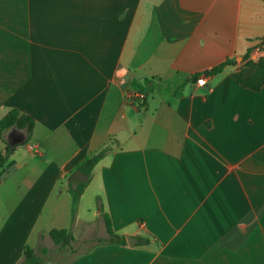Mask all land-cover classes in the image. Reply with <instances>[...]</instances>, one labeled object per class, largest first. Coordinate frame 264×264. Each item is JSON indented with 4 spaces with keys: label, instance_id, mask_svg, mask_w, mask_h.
<instances>
[{
    "label": "crops",
    "instance_id": "0c3cea01",
    "mask_svg": "<svg viewBox=\"0 0 264 264\" xmlns=\"http://www.w3.org/2000/svg\"><path fill=\"white\" fill-rule=\"evenodd\" d=\"M263 39L264 0H0V120L34 122L0 172V264L49 253L52 229L66 264H264V85L232 77ZM105 215L133 246L98 243Z\"/></svg>",
    "mask_w": 264,
    "mask_h": 264
},
{
    "label": "trees",
    "instance_id": "16d2710c",
    "mask_svg": "<svg viewBox=\"0 0 264 264\" xmlns=\"http://www.w3.org/2000/svg\"><path fill=\"white\" fill-rule=\"evenodd\" d=\"M264 44V39L262 41ZM235 61L226 60L216 66L215 68L204 72L205 76H215L221 73L226 67L233 66ZM200 74H196L192 77V80L196 81ZM236 83L240 84L243 87L249 88L253 91H258L264 85V58H261L257 63L248 62L244 68L235 72L232 75ZM34 122L33 120L16 109H11L8 111L3 118L0 120V136L6 148L3 152H0V172L3 171L5 164L9 156L12 154L16 146L10 145L4 135L10 130H16L17 132L24 133L26 135V141L29 139V136L33 130ZM94 159H88L82 165L81 169L88 174L90 167L92 166ZM69 191L71 194V214L74 215L75 209L77 207L79 198L83 191V184L69 182ZM104 223L107 238L99 240L100 244H125L126 240L122 236H117L113 233L109 217L104 216ZM48 236L51 242L58 248V250H72V243L74 238L69 229H52L49 231ZM48 253L47 249H42V254L45 255ZM23 263L24 264H41L39 257L37 256L34 249L29 246H26L23 250ZM68 263V260L64 261L63 264Z\"/></svg>",
    "mask_w": 264,
    "mask_h": 264
},
{
    "label": "rangeland",
    "instance_id": "374dc122",
    "mask_svg": "<svg viewBox=\"0 0 264 264\" xmlns=\"http://www.w3.org/2000/svg\"><path fill=\"white\" fill-rule=\"evenodd\" d=\"M78 205V204H77ZM89 210V212H86ZM98 210V209H97ZM96 207L91 206V202L85 200L82 204V212L93 214L94 211H97ZM92 233L93 236H99L104 234V225L101 221H94L92 223ZM96 240V239H95ZM94 241V240H92ZM90 241V242H92ZM88 244L83 246V248L87 247ZM75 248H80V245L75 244ZM71 256V253L68 250H58L55 245H51L49 247V253L45 255H39L40 259H43L44 264H60L66 261Z\"/></svg>",
    "mask_w": 264,
    "mask_h": 264
},
{
    "label": "water",
    "instance_id": "95a60500",
    "mask_svg": "<svg viewBox=\"0 0 264 264\" xmlns=\"http://www.w3.org/2000/svg\"><path fill=\"white\" fill-rule=\"evenodd\" d=\"M6 140L10 145L13 146L16 144L23 143L25 140V136L18 134L15 138L12 136H9ZM69 180L71 182H77V183L84 182L87 180V176L81 171H76L72 174V176L69 178ZM126 240H127V243L129 246H133L135 241H136L133 237H130V236H126Z\"/></svg>",
    "mask_w": 264,
    "mask_h": 264
},
{
    "label": "built area",
    "instance_id": "2783aa9c",
    "mask_svg": "<svg viewBox=\"0 0 264 264\" xmlns=\"http://www.w3.org/2000/svg\"><path fill=\"white\" fill-rule=\"evenodd\" d=\"M205 83V76L202 75L196 80L198 86H203ZM125 102L128 104H137V106H142L146 101V94L142 92H128L124 98ZM143 225V224H141Z\"/></svg>",
    "mask_w": 264,
    "mask_h": 264
},
{
    "label": "flooded vegetation",
    "instance_id": "af4514ba",
    "mask_svg": "<svg viewBox=\"0 0 264 264\" xmlns=\"http://www.w3.org/2000/svg\"><path fill=\"white\" fill-rule=\"evenodd\" d=\"M18 134H19L18 132H16V131H12V132L9 134V136H12V137L15 138Z\"/></svg>",
    "mask_w": 264,
    "mask_h": 264
}]
</instances>
